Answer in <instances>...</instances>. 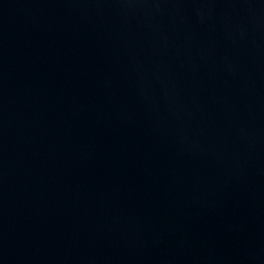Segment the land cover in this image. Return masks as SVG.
Returning a JSON list of instances; mask_svg holds the SVG:
<instances>
[{"label": "water", "instance_id": "95a60500", "mask_svg": "<svg viewBox=\"0 0 264 264\" xmlns=\"http://www.w3.org/2000/svg\"><path fill=\"white\" fill-rule=\"evenodd\" d=\"M0 264H264V0H0Z\"/></svg>", "mask_w": 264, "mask_h": 264}]
</instances>
